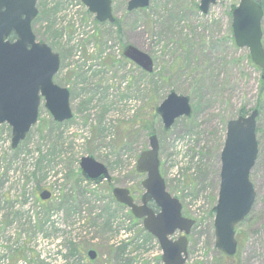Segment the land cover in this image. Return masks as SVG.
Listing matches in <instances>:
<instances>
[{
    "label": "rangeland",
    "instance_id": "rangeland-1",
    "mask_svg": "<svg viewBox=\"0 0 264 264\" xmlns=\"http://www.w3.org/2000/svg\"><path fill=\"white\" fill-rule=\"evenodd\" d=\"M127 1L112 0L118 31L115 19L97 21L81 0H37L33 32L59 55L53 81L69 91L73 115L56 122L42 100L15 148L11 127L0 124V264H164L158 239L112 194L123 187L140 201L144 175L135 166L151 133L166 188L194 220L185 264H264V96L261 70L234 43L231 12L240 0H216L205 14L199 0H149L132 11ZM261 30L264 46V16ZM128 44L152 58L151 72L124 58ZM170 90L189 96L192 115L164 130L155 108ZM254 109L256 198L226 257L214 246L220 153L227 122ZM86 155L107 167L110 183L81 176ZM44 190L51 196L43 201Z\"/></svg>",
    "mask_w": 264,
    "mask_h": 264
},
{
    "label": "water",
    "instance_id": "water-1",
    "mask_svg": "<svg viewBox=\"0 0 264 264\" xmlns=\"http://www.w3.org/2000/svg\"><path fill=\"white\" fill-rule=\"evenodd\" d=\"M22 1V8L15 7L16 0L0 1V124L6 122L11 127V142L15 148L23 140L38 118L39 105L44 106L57 122L72 117L69 91L57 85L53 77L58 71L59 55L45 43L38 42L31 30V20L36 14V0ZM89 12L99 22H113L112 0H82ZM149 0H128L127 11L144 8ZM216 0H199L198 8L207 13ZM2 7L5 9L2 10ZM20 14H25L23 19ZM264 16L260 0H240L231 12V28L237 47L248 48L251 62L264 70V46L262 43L261 20ZM14 31L16 40L7 37ZM123 56L137 66L151 72L152 58L137 47L128 44L123 48ZM155 114L160 117L163 129L169 130L179 117H190L192 107L187 95L170 90L162 102L156 106ZM258 109L246 116L230 119L226 125V135L220 153L219 189L214 214V246L232 256L237 249L236 226L251 211L256 191L250 181V172L255 164L258 144L256 140V118ZM149 148L137 158L135 170L145 177L141 181L144 191L140 202L134 201L130 191L114 187L115 200L127 206L133 216L142 219L143 227L154 235L162 250L164 264H185L187 258V235L194 220L182 215L180 201L166 189L160 173L159 142L155 134L148 137ZM81 175L88 181L99 184L110 182L107 167L92 155L83 156L79 162ZM49 192L40 193L47 199ZM153 203L157 211L149 204ZM180 232L177 239L169 238ZM90 260L96 258L93 249L87 251Z\"/></svg>",
    "mask_w": 264,
    "mask_h": 264
},
{
    "label": "flooded vegetation",
    "instance_id": "flooded-vegetation-1",
    "mask_svg": "<svg viewBox=\"0 0 264 264\" xmlns=\"http://www.w3.org/2000/svg\"><path fill=\"white\" fill-rule=\"evenodd\" d=\"M1 2L3 1V0H0ZM36 3H37V0H36ZM36 3H35V8H36V14H35V16L32 18V20H31V30L33 31V24H34V22L37 20V18H38V16H39V12H38V8H37V6H36ZM15 7H16V9L18 10V11H20V9L22 8V1H19V0H16V4H15ZM5 8L4 7H2V10H4ZM25 17V14H20L19 15V18H21V19H23ZM7 39H8V41H10V42H14L15 40H16V34H15V32L14 31H11V33L8 35V37H7ZM149 206L154 210V211H157V209H156V207L155 208H153L152 206H151V204H149ZM180 235V234H179ZM172 239V238H171Z\"/></svg>",
    "mask_w": 264,
    "mask_h": 264
},
{
    "label": "trees",
    "instance_id": "trees-1",
    "mask_svg": "<svg viewBox=\"0 0 264 264\" xmlns=\"http://www.w3.org/2000/svg\"><path fill=\"white\" fill-rule=\"evenodd\" d=\"M263 8H264V4H262ZM120 21L115 19V22L113 23L116 27H117V30L120 31L121 29V26H120ZM261 70V69H260ZM259 91H260V97L264 96V70H261V80H260V84H259ZM259 111V110H258ZM153 134V133H151ZM151 206L153 208H155V205L154 204H151ZM223 256V255H222ZM227 257V256H226ZM218 264H222V261L219 262Z\"/></svg>",
    "mask_w": 264,
    "mask_h": 264
}]
</instances>
